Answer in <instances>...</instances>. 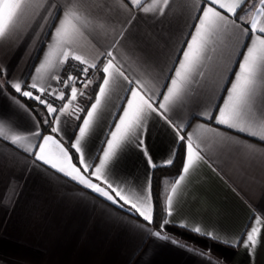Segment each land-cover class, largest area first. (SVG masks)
Instances as JSON below:
<instances>
[{
    "label": "crops",
    "instance_id": "1",
    "mask_svg": "<svg viewBox=\"0 0 264 264\" xmlns=\"http://www.w3.org/2000/svg\"><path fill=\"white\" fill-rule=\"evenodd\" d=\"M67 3L68 0H47L35 13L29 10L20 18L18 28L0 39V85H3L0 121L19 134L30 135L33 143L39 140L31 135L36 131L49 134L43 123L49 119L46 109L35 99L16 93L6 82L32 83ZM81 3L94 25L84 29L82 47L77 49L80 54L91 59L97 52L112 50L129 78L147 80L154 90L166 91L163 85L170 84L167 77L172 64L178 66L176 57L182 58L178 50L186 49L184 41L191 39L188 33H194L192 25L198 23L193 19L198 13L189 6L191 0H171L163 15L133 9L131 16L119 7L120 0H81ZM213 47L215 51L208 53L212 59L205 60L200 69L204 76L194 78L181 106L170 112L169 118L185 125L181 134L194 132L197 125L204 124L230 139L197 133L203 140L201 154L205 159L178 188L172 215L166 216V197L182 174L186 141H179L163 120L150 117L140 134L143 145L126 144L109 166L110 182L126 192L147 191L150 187L152 194L153 170H159L161 222L165 218L170 221L162 234L186 247L133 229L129 222L145 224L142 218L129 214L127 209L121 210L0 138V264H264V151L253 153L242 146L251 144L264 150V143L201 115L206 110L218 114L214 105L222 106L221 97L227 95L225 88L231 86L229 81L235 79L234 71H238L235 61L242 59L234 54L232 38L218 40ZM65 72L64 64L51 75L61 77ZM99 80L100 73L96 81ZM45 85L63 91L58 81L50 77H46ZM88 90L90 96L78 98L70 111L77 105L90 107L88 101L94 102L98 91L96 83ZM124 95L118 86L105 104L88 142V151L93 156L102 155L109 130L114 129L113 121L118 120V113L122 114L120 105L126 104ZM64 102L55 101L53 106L59 108ZM81 122L74 115L61 117L65 147L68 136L73 130L78 133L76 125ZM170 159L172 163L168 164ZM177 159V172L169 174L167 168ZM152 205L154 215L153 196ZM180 223L188 228L179 227ZM196 226L212 232L218 239L198 236L189 230ZM253 226L260 232L255 249L249 251L242 241L238 245L236 241L241 234L247 239L245 228L250 231ZM146 227L159 230L152 223ZM224 240L228 243H223Z\"/></svg>",
    "mask_w": 264,
    "mask_h": 264
},
{
    "label": "snow or ice",
    "instance_id": "2",
    "mask_svg": "<svg viewBox=\"0 0 264 264\" xmlns=\"http://www.w3.org/2000/svg\"><path fill=\"white\" fill-rule=\"evenodd\" d=\"M170 2L171 0H151V2L120 0L119 7L130 16L133 9L143 13L163 15ZM46 3L47 0H0V39L15 31L19 26L20 18L29 10L35 13ZM245 5L248 6L245 7ZM189 6L191 11L198 13L193 17L198 23L192 25L194 33H188L191 39L184 41L187 45L186 49L181 47L178 50L182 52V58L176 57L178 66L176 63L172 64L167 77L170 84L163 85L166 91H159L154 90V86L147 80L129 78L112 50L97 52L91 59L80 54L77 49L82 47L81 38L84 37V29L92 27L94 21L84 12L81 0H68L67 5L64 6L63 16L55 27L52 42L48 45L39 67L35 69L36 75L32 77V83L27 85L22 82H6L16 93L35 99L45 107L49 119H45L43 123L48 126L49 134L45 135L36 131L31 135L39 137V140L33 143L30 135L19 134L11 126H6L0 121V138L22 148L34 156L36 161L42 162L56 173L99 194L121 210L127 209L129 214L134 213L138 218H142L145 224L129 222L133 229L178 247H186V245L180 244L168 234H162L170 223L167 218L158 225L157 231L146 227L153 222L150 187L147 191L128 190L126 192L119 185L114 186L108 178L109 166L117 157L118 151L126 144L135 143L138 147L143 145L140 134L145 131L150 117L155 116L163 120L174 131L179 141H186V160L183 162L182 174L172 184L171 194L166 197V216L172 215L173 198L178 188L190 171L205 159L201 154L203 140L197 133H212L221 139H230L204 124L197 125L194 132L181 134L184 132L185 125L176 124L169 118V113L181 106L186 92L194 83V78L204 76V72L200 69L205 60L212 59L208 55L209 51H215L213 46L225 37L234 40V54L242 59L235 61L238 64V71L229 70L234 71L235 79L229 81L231 84L229 88H225L227 95L221 97L222 106L214 105V109H218V114H215L214 110H206L201 115L209 120L214 119L218 125L258 138L264 143V0H251V2L249 0H191ZM98 26L104 28V25ZM112 30L115 31V29ZM119 35L123 37L122 32ZM112 47L115 48L116 44L114 43ZM69 60H75L83 66L80 69L83 80L78 81L76 77L69 74L66 80L61 81L58 75H51L58 66L64 65ZM90 70L100 73L99 81L88 79ZM173 72L174 75L171 74ZM46 77L62 83L66 89L70 88V95L66 96L64 91H57L46 86ZM76 83H82L83 89L96 83L98 91L94 94V102L88 101L89 108H80L77 105L70 111L78 95L84 94L83 89L78 90L75 86ZM118 86L125 92L122 99L126 101V104L120 105L122 114L118 113V120L113 121L114 129L109 130L105 140L106 146L102 148V155L93 156L88 151V142L94 134L105 104ZM2 88L3 85H0V90ZM25 88L31 90H24ZM33 90L37 94L34 95ZM44 95H51L57 100L66 102L57 108L43 99ZM80 113L85 114L81 116ZM66 114L74 115L77 120L82 121L76 125L78 133L73 130L68 136V147H65V143L62 142L64 137L60 126L61 117ZM242 146L253 153L264 151L251 144ZM73 156L76 157V162H73ZM97 160L98 163L95 162ZM149 162L151 163L150 160ZM167 163L171 164L172 160H168ZM152 166L155 167L154 164ZM256 223H260L259 217ZM178 226L188 228L185 223H180ZM189 230L198 236L218 239L212 232H205L199 226ZM245 232L247 239H243L241 234L236 243L238 245L242 241L243 246L252 251L257 245L260 229L253 226L250 231L245 228ZM222 242L228 243L227 240Z\"/></svg>",
    "mask_w": 264,
    "mask_h": 264
},
{
    "label": "trees",
    "instance_id": "3",
    "mask_svg": "<svg viewBox=\"0 0 264 264\" xmlns=\"http://www.w3.org/2000/svg\"><path fill=\"white\" fill-rule=\"evenodd\" d=\"M97 76H98V72H97ZM97 76H96L95 80L97 79ZM93 84H95V83H93ZM93 84H92V86H93ZM178 167H179V162L177 159V161H175L171 166H169L166 171L169 174H172V173L177 172ZM159 175H160L159 170L157 168H155L153 170V181H152V196H153V202H154V215H153L152 224L154 226H158L159 223L161 222V219H162V206H161L160 199L158 196V178H159Z\"/></svg>",
    "mask_w": 264,
    "mask_h": 264
},
{
    "label": "built area",
    "instance_id": "4",
    "mask_svg": "<svg viewBox=\"0 0 264 264\" xmlns=\"http://www.w3.org/2000/svg\"><path fill=\"white\" fill-rule=\"evenodd\" d=\"M82 67L83 66L80 65L79 62H77L75 60H69L67 63H65L66 72L63 76L60 77L61 81L66 80L69 74L76 77L78 81L83 80L84 77L80 74V69ZM96 76H97V71L96 70H90L88 79H95ZM58 86L61 88H65L64 85L60 82H58ZM75 86L78 88V90L83 89L82 83H76ZM83 91H84V95L86 97L90 95L88 88L83 89ZM42 98L45 100L52 99L51 96H49V95H44Z\"/></svg>",
    "mask_w": 264,
    "mask_h": 264
},
{
    "label": "rangeland",
    "instance_id": "5",
    "mask_svg": "<svg viewBox=\"0 0 264 264\" xmlns=\"http://www.w3.org/2000/svg\"><path fill=\"white\" fill-rule=\"evenodd\" d=\"M63 91L65 92V95L68 96L70 95V88L66 89V88H63ZM52 98V97H51ZM78 98H83V99H86L85 95H78ZM77 98V99H78ZM55 101H59V100H56V98H52V99H49V102H51L52 104L55 102Z\"/></svg>",
    "mask_w": 264,
    "mask_h": 264
}]
</instances>
